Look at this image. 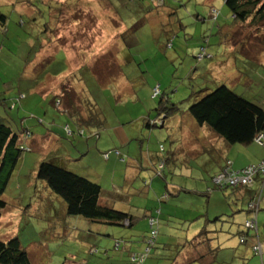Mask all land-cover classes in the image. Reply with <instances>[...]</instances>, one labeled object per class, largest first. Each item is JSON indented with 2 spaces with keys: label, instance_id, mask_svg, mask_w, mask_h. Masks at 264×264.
<instances>
[{
  "label": "rangeland",
  "instance_id": "rangeland-1",
  "mask_svg": "<svg viewBox=\"0 0 264 264\" xmlns=\"http://www.w3.org/2000/svg\"><path fill=\"white\" fill-rule=\"evenodd\" d=\"M0 11L8 18L0 27V122L18 131L23 121L33 135L3 195L0 240L19 237L32 264H116L106 251L129 264L130 255L146 251L151 216L159 234L145 264H243L233 258L244 245L230 218L241 223L237 211L247 210V198L236 199L231 189L202 196L214 186L208 176L202 181L208 155H184L197 138L215 135L189 113L201 92L226 85L264 107V26L237 23L224 0H0ZM18 97V108L9 109ZM54 97L63 111L81 114L90 100L106 127L83 126L79 135ZM234 146L242 163L257 157L254 147ZM54 159L99 184L101 204L131 209L136 223L68 216L66 204L36 178L39 164ZM188 165L198 184L185 173ZM173 184L197 187L200 197L174 196ZM261 209L263 224V203ZM207 217H221L209 229L223 233L210 243L213 255L189 262L195 249L184 245Z\"/></svg>",
  "mask_w": 264,
  "mask_h": 264
},
{
  "label": "trees",
  "instance_id": "trees-1",
  "mask_svg": "<svg viewBox=\"0 0 264 264\" xmlns=\"http://www.w3.org/2000/svg\"><path fill=\"white\" fill-rule=\"evenodd\" d=\"M224 3L232 12L237 23L244 25L248 23V21H251L250 24H256L257 29H259L260 26H264V0H224ZM7 19V16L0 11V27L5 28ZM259 23H262V25H259ZM64 55L66 57L65 53ZM206 56L207 55L205 54L203 58ZM208 57L212 58L210 55H208ZM200 94L202 95H199L200 97H198L189 108L190 115L199 126H207L229 146L237 144L249 146L256 143V140L260 135H264V107L261 105L249 101L226 85H221L208 93L201 92ZM22 98L23 97H18L17 101L14 103L13 100H15V98H12V101L6 103V105L9 106V109L12 108L15 110L18 108L17 102L22 100ZM54 98L56 99L54 103L56 108L62 110V101L61 103L59 102V97ZM87 103L86 114H81L80 111L73 109L74 104L72 102L69 103L67 108L73 110H68L69 112L62 110L63 113H67L74 121L77 133L83 136L85 135L83 126H97L101 130L105 128L107 124L97 111L96 105L92 104L90 100H87ZM22 125L23 121L21 122V130H19V128L18 131H16L11 125L6 124L5 122H0V221L2 219V212L7 208V202L4 201L3 195L24 153L30 152L29 146H25L23 142L28 141L31 138L30 136L33 135L28 129H24ZM157 125L158 123L155 121L153 127H156ZM147 127L152 126L147 124ZM65 131L67 132V135L69 134L70 136L76 133L72 131L69 125L68 127L66 126ZM54 160H56V162ZM54 160L42 161L38 166L36 178L39 181H42L53 194L66 204V214L68 216L80 217L94 223L105 224L108 226L132 227L136 223L137 218L129 213L123 212L121 209H117L113 206H109L106 203L105 205L101 204L102 188L99 184L69 171L60 165V161L58 163L59 159ZM229 163L230 162L227 161L219 172L228 167ZM217 174L211 178V183L214 185L213 188H209L207 192L202 194V196H209L214 190L223 191L225 189H231L234 194H240V197L243 199L246 197L245 191L249 190L251 192L252 198L247 203V210L237 211L238 213L243 212V214H245V216L240 214V216H243L241 223L236 222V220L234 222L235 216H233V221L230 218V221L232 222L231 228L235 229L240 243L245 245L250 233L253 234L252 236L255 239L257 238L258 230L256 232L254 229H249L247 223L254 215L252 210H250L249 205L255 201L254 195L258 194V191L253 190V187L244 186L233 188L217 187L213 182V178ZM254 181V186L256 184L260 187H262V185L264 186V176L261 173L256 174ZM185 193L200 197V193H192L190 191H186ZM220 220L221 217H218L214 221L207 220L197 235L190 242L185 243L186 245L184 246H188L190 251L192 248L195 249V254L191 256L193 257V260L197 259V261L204 262L206 256L213 255L211 253H213L214 250H211L209 247L210 243L214 240L212 237L223 232L221 230L219 233V230L217 229H209V225L219 222ZM149 224L151 226V232L145 241L147 246L146 251L142 254L133 253L130 255L131 259L129 264H145L146 260L149 259L152 247L155 246V240L159 234V220L149 216ZM230 232L231 231H228V236L231 235ZM256 241L257 242L252 246V251L256 256H259L255 251V247L258 244V240ZM120 245L121 244L118 242L116 245L117 249L120 248ZM205 245H208V247L206 246L207 250L198 252V250ZM190 246L193 247L191 248ZM219 248H217V252ZM92 252L96 251L91 250L90 253ZM196 253H198V255H196ZM200 255H202V257H200ZM106 256L116 264H120V261L125 262L123 259L124 257L122 260H120L119 256L118 258L111 257L108 251H106ZM191 259L192 258H190V260ZM105 261L106 262L100 261L97 264H110L107 262V259ZM211 261L212 264L215 262V259ZM81 263L94 264L91 260L83 261ZM0 264H32L31 258L27 250L22 246L19 237H14L8 241L0 240Z\"/></svg>",
  "mask_w": 264,
  "mask_h": 264
},
{
  "label": "crops",
  "instance_id": "crops-1",
  "mask_svg": "<svg viewBox=\"0 0 264 264\" xmlns=\"http://www.w3.org/2000/svg\"><path fill=\"white\" fill-rule=\"evenodd\" d=\"M195 141H196L195 144L187 149V151L185 153L186 155H184L183 152L182 153L184 156H187L188 158H193V159H198L203 154L208 155V157L205 158L203 163L200 164L204 168V171L206 174V175H203L202 181L204 180L205 176H208L210 181H211V178L223 168V166L226 164L227 161H229L231 163L233 170H239L241 168H244L245 166L257 165L258 163H260L264 159V147L259 145L258 143H253V144L249 145L251 147H254V148H250L251 149L250 152L252 151L253 156L257 155V157L254 159H251V160H247L245 163H242L241 162L242 159H241L240 155H235V156L232 155V150H233V147H235V146L234 145L229 146L228 144H226L224 142V140H222L216 134L214 136H208V137H205L203 139L197 138ZM183 142H185V143H182V145L180 146V149H181V147L186 146L185 144L188 143V139H186V140L184 139ZM182 151H184V150H182ZM185 168H186L185 173L186 174L188 173L187 174L188 178L192 181H195L198 184V182L201 180L198 178V176H195L197 174L194 173V169L190 165L186 166ZM144 170L147 171V169H144ZM176 170L177 169H175L174 172H176ZM172 188H173L172 191L174 193V196H176V195L180 196V192H182V191H190L192 193H201L199 190H197V187H192V186H190V189H188L186 187H181L182 189H179V187L177 185L173 184ZM253 190H256L258 192L261 191V198L259 201V213H260L262 210L261 204L262 203L264 204V195H263L264 186L261 189L260 186L256 184L255 186H253ZM241 192H243V191H241ZM245 192H246L245 196L247 198V203H248L249 200L252 198L251 192L249 190H247ZM234 195L236 196V199H238V200L242 199L240 197V194L236 193ZM254 199L255 200L257 199V194L254 195ZM122 211L129 213L131 215V213H130L131 209L122 210ZM259 213H258V216H259ZM258 216H257V220H258L257 238L255 239L252 236L253 234L250 233V235L247 239V243L243 247V250L239 251V252H235L233 254V258L234 259L239 258V260L243 261V264H259V263L264 264V240H262L261 236H260V228H261V226L264 225V223L263 224L259 223V217ZM207 219H208V217H207ZM200 230H199V227H197V229L194 231V234L197 235V233ZM196 235H194L193 238ZM212 238L214 239L212 242H215L216 240L219 239V235L218 234L214 235ZM256 240H258V243H260L262 245V248H263V252H262V254H259V256H256L252 251V246L255 244V242H257ZM190 247L192 248L193 246H190ZM220 249H221V247H220ZM191 254L194 255L192 252H191ZM196 255H198V253H196ZM200 257H202V255H200ZM256 257H259L258 258L259 262L257 261ZM195 260L197 261V259H195ZM195 260H193V257H192V259L190 261L192 262ZM223 262H225V261H222V264H223ZM233 264H235V263H233Z\"/></svg>",
  "mask_w": 264,
  "mask_h": 264
},
{
  "label": "built area",
  "instance_id": "built-area-1",
  "mask_svg": "<svg viewBox=\"0 0 264 264\" xmlns=\"http://www.w3.org/2000/svg\"><path fill=\"white\" fill-rule=\"evenodd\" d=\"M256 143L264 147V135H260ZM257 173H261L264 176V159L257 165L248 166L245 169H241V171L233 170L231 168V164L229 163L228 167L224 168L221 172H219L214 178L213 182L217 187H253L254 180ZM261 189L263 188L260 187ZM261 198V191L257 194V199L249 205L250 210L254 213L252 219L247 223V227L249 229H254L256 232L258 230L257 227V216L259 212V201ZM153 223V222H152ZM255 251L258 254H262L263 248L260 243L255 247ZM135 259V258H134Z\"/></svg>",
  "mask_w": 264,
  "mask_h": 264
}]
</instances>
